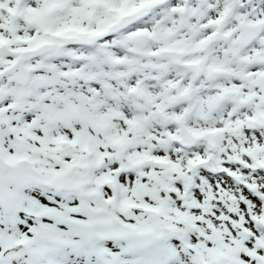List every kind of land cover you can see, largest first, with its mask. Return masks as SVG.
Here are the masks:
<instances>
[{"label":"snow or ice","instance_id":"1","mask_svg":"<svg viewBox=\"0 0 264 264\" xmlns=\"http://www.w3.org/2000/svg\"><path fill=\"white\" fill-rule=\"evenodd\" d=\"M0 264H264V0H0Z\"/></svg>","mask_w":264,"mask_h":264}]
</instances>
